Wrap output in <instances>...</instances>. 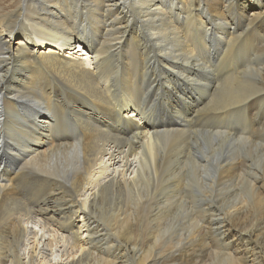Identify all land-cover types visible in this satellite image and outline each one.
<instances>
[{
	"label": "bare ground",
	"instance_id": "6f19581e",
	"mask_svg": "<svg viewBox=\"0 0 264 264\" xmlns=\"http://www.w3.org/2000/svg\"><path fill=\"white\" fill-rule=\"evenodd\" d=\"M0 62V264H264V0H17Z\"/></svg>",
	"mask_w": 264,
	"mask_h": 264
},
{
	"label": "rangeland",
	"instance_id": "374dc122",
	"mask_svg": "<svg viewBox=\"0 0 264 264\" xmlns=\"http://www.w3.org/2000/svg\"><path fill=\"white\" fill-rule=\"evenodd\" d=\"M17 0H0V7H2V6H6V5H12V4H14L15 2H16ZM243 2H245V0H242ZM123 15H124V17H125V21L127 20V13L124 11L123 12ZM134 37V35L132 36V43H134L135 45H138L139 46V43L137 42V44L134 42L136 39H138V41H141V40H139V37H137V38H133ZM4 65V63L3 62H0V69L2 68V66ZM262 96H263V94H262ZM232 108H228V110L230 111ZM227 110V109H226ZM226 110H224V111H220V112H215L216 114H220V113H224V112H228V110L226 111ZM213 114V115H216V114ZM226 114V113H225ZM224 114V115H225ZM235 118V116H233L232 114L230 115V118L229 119H225V116H224V122H226V123H232V120ZM63 122V121H62ZM67 122V123H66ZM66 124L64 123V125H65V127H64V125L62 126V129L60 130V132L61 133H63L65 136H62V135H60V132L59 133H56L54 136L56 137V141L57 142H61V143H64L65 141H66V139H73V137L72 136H75L76 134H77V132L75 131L76 129L74 128V125H73V122L70 120V119H68L67 118V120H66ZM147 123V121H145L143 124H146ZM71 125V126H70ZM73 131H74V133H73ZM68 133V134H67ZM62 136V137H61ZM64 138V139H63ZM259 138H262L263 140H264V135L263 134H261V136L259 137ZM261 139V140H262ZM65 140V141H64ZM262 140V142H260V144L258 145V147L260 146V147H264V141ZM200 143H201V145H203L204 144V141L203 140H200ZM241 159H245V158H247V156L244 154V150H242V151H239V153L237 154ZM244 157V158H243ZM28 167H30V170H29V168ZM28 168V169H27ZM27 168H25L23 171H22V173H21V175H20V178H18V183L16 182V186H18V187H16L17 188V193H18V195H22L24 198H23V202L26 204L25 206H27V208L29 207V209L30 210H33V209H37L38 208V205H39V207H40V205H42V203L44 204V203H48V204H52V206L53 207H55V201L56 200H58L59 198H57V199H52L51 198V196L49 195V193L48 192H45V191H42V190H39V189H37L36 187H35V185L39 182V181H48V180H51V179H53V178H51V177H48V176H46L47 178H48V180H47V178L46 179H43V180H37V179H35L32 175L31 176H27L26 174H30V171L31 172H36L37 170L32 166V163H30L29 164V166H27ZM27 170H28V172H27ZM39 172V171H38ZM25 173V174H24ZM39 173H41V172H39ZM263 173V172H262ZM261 173V174H262ZM22 174H24L25 175V177H24V175H22ZM42 174V173H41ZM96 175H101V173L100 172H98L97 170H96V173H95ZM260 174V175H261ZM103 175H106V174H103ZM45 176V175H44ZM27 177H28V179H27ZM22 180V181H20V180ZM36 181H35V180ZM92 179H94V178H92ZM26 182H25V181ZM32 180H34L35 182V184L33 183V181ZM30 182V183H29ZM20 183V184H19ZM21 183H24V187L21 185ZM28 183V184H27ZM32 184H33V186H32ZM22 187H20V186ZM27 185V186H26ZM31 185V186H30ZM25 187H26V189H25ZM34 188V189H33ZM35 188H36V190H35ZM32 189V190H31ZM28 190H30L31 191V193H30V191H28ZM21 191V192H20ZM28 193H27V192ZM39 193H37V192ZM22 192H23V194H22ZM45 192V193H44ZM20 193V194H19ZM46 193L48 194V196H46ZM27 194H29L28 196H27ZM195 194H197L198 195V192H195ZM32 195V196H31ZM34 195V196H33ZM39 195H40V197H39ZM185 195V194H184ZM38 196V197H37ZM41 196H43V197H41ZM28 199H27V198ZM49 197V198H48ZM37 198V199H36ZM40 198V199H39ZM51 198V199H50ZM27 200H28V202H27ZM40 200V201H39ZM48 202H47V201ZM185 201H187V202H189L190 203V205H185L186 207V210L187 211H189V213H190V215H191V217L193 218V220L197 223V226H198V232L199 233H201V230H202V228L204 229V228H206L207 226H211L212 224H213V222H212V219H213V216H212V211H210L209 209H204L202 212H201V210L200 209H198V206H194L193 204H192V202H191V198H189V197H187V198H185L184 199ZM35 201V202H34ZM45 201V202H44ZM51 201V202H50ZM41 202V203H40ZM55 202V203H54ZM196 202H199V199H197L196 198ZM34 203H35V205H34ZM28 204V205H27ZM37 204V205H36ZM57 205V207H60L59 206V204L58 203H56ZM34 206V207H33ZM188 207V208H187ZM197 207V208H196ZM207 208V207H206ZM191 211V212H190ZM210 211V212H209ZM201 212V213H200ZM214 212V214L215 215H217L216 213H215V211H213ZM205 219V220H204ZM212 224H211V223ZM217 222V221H216ZM211 225H210V224ZM213 226L215 227V225L213 224ZM129 237H131V239L132 240H130L129 242H126V240L125 241H120L121 243H120V248H125V249H128V248H131L132 247V244L134 243V238H133V236L132 235H130ZM218 238V239H217ZM215 240H219L216 244H218V245H220V246H218V247H220V248H223L222 250H227L225 247H226V245H223L222 243L224 242V244H227L226 242L227 241H225V240H223V239H220V237H216L215 238ZM214 240V241H215ZM209 241V238L207 237V241L205 240V242H208ZM223 241V242H222ZM118 243H119V241H116L115 242V245H118ZM214 243V242H213ZM209 252H210V250H209ZM230 252V251H229ZM179 253V251L176 253V251H174L173 253H171V254H168V255H166V256H164V257H160L159 258V256L158 257H154V258H152V259H150L149 261H147V262H145V263H142V261L140 260V257L138 256V258H136V255L134 256V257H132V258H127V260L125 261V260H122V259H119L118 258V260L116 261V264H200L199 262H197V261H194V262H192V261H185V260H181L178 256H177V254Z\"/></svg>",
	"mask_w": 264,
	"mask_h": 264
}]
</instances>
